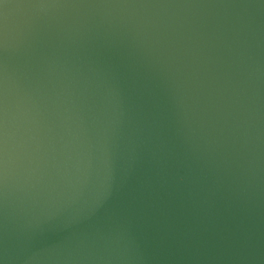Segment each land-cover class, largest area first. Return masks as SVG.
<instances>
[{
	"label": "water",
	"instance_id": "1",
	"mask_svg": "<svg viewBox=\"0 0 264 264\" xmlns=\"http://www.w3.org/2000/svg\"><path fill=\"white\" fill-rule=\"evenodd\" d=\"M5 4L3 264H264V0Z\"/></svg>",
	"mask_w": 264,
	"mask_h": 264
},
{
	"label": "snow or ice",
	"instance_id": "2",
	"mask_svg": "<svg viewBox=\"0 0 264 264\" xmlns=\"http://www.w3.org/2000/svg\"><path fill=\"white\" fill-rule=\"evenodd\" d=\"M0 5H3V6H7L6 4H5V0H0ZM0 264H3V261L2 260H0Z\"/></svg>",
	"mask_w": 264,
	"mask_h": 264
}]
</instances>
